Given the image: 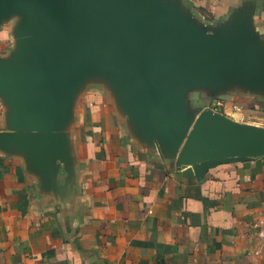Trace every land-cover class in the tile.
<instances>
[{"label":"crops","instance_id":"0c3cea01","mask_svg":"<svg viewBox=\"0 0 264 264\" xmlns=\"http://www.w3.org/2000/svg\"><path fill=\"white\" fill-rule=\"evenodd\" d=\"M157 89L95 54L55 96L17 68L35 21L0 6V264H264V155L178 162L205 109L264 127V0H172Z\"/></svg>","mask_w":264,"mask_h":264},{"label":"water","instance_id":"95a60500","mask_svg":"<svg viewBox=\"0 0 264 264\" xmlns=\"http://www.w3.org/2000/svg\"><path fill=\"white\" fill-rule=\"evenodd\" d=\"M19 0H0L6 6ZM35 11L17 74L33 97L52 99L64 75L92 55L123 63L136 86L157 89L161 69L177 67L182 41L167 24L172 0H23ZM264 155V127L203 110L182 145L178 162L198 174L218 164Z\"/></svg>","mask_w":264,"mask_h":264}]
</instances>
